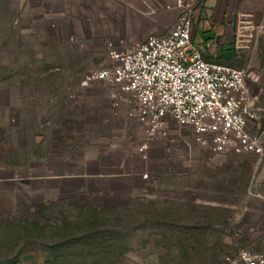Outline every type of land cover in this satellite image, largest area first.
I'll return each mask as SVG.
<instances>
[{"label":"rangeland","instance_id":"374dc122","mask_svg":"<svg viewBox=\"0 0 264 264\" xmlns=\"http://www.w3.org/2000/svg\"><path fill=\"white\" fill-rule=\"evenodd\" d=\"M154 3L150 13L164 8ZM156 19L130 0H0V264H239L241 250L264 253V154L216 153L172 121L149 137L116 86L83 82ZM234 50L233 67L257 78L263 128L264 51Z\"/></svg>","mask_w":264,"mask_h":264},{"label":"built area","instance_id":"2783aa9c","mask_svg":"<svg viewBox=\"0 0 264 264\" xmlns=\"http://www.w3.org/2000/svg\"><path fill=\"white\" fill-rule=\"evenodd\" d=\"M195 6L192 0H166L164 9L176 10L170 26L128 49H111L106 63L89 71L83 82L116 86L112 98L131 105L127 116L145 126L149 137L166 136L172 121L216 153L263 155L264 127L255 124L259 94L251 88L257 78L248 67L203 57L191 40ZM250 24L255 43L264 34V19ZM237 262L264 264V253L244 249Z\"/></svg>","mask_w":264,"mask_h":264},{"label":"crops","instance_id":"0c3cea01","mask_svg":"<svg viewBox=\"0 0 264 264\" xmlns=\"http://www.w3.org/2000/svg\"><path fill=\"white\" fill-rule=\"evenodd\" d=\"M130 1L144 10L146 15L152 13L157 17L151 28L152 32L164 31L171 25L176 16L174 9L163 8L160 12L150 13V2H152V8L158 10L157 4L154 3L157 0ZM159 1L164 4L166 0ZM192 1L196 4L191 30L192 42L199 46L205 59L234 66L233 59L236 52L234 48L245 50L255 41L254 38L250 37L251 31H249L248 26L252 25L250 23L260 22L264 19V0ZM234 33H238L236 40L233 37ZM254 44L257 53L263 54L264 34L259 35ZM60 174V176L51 175L46 178H67L63 176V173Z\"/></svg>","mask_w":264,"mask_h":264}]
</instances>
